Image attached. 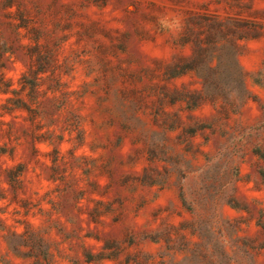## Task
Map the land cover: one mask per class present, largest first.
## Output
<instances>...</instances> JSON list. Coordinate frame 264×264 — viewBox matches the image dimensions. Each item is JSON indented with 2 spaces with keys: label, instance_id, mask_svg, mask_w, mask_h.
I'll return each instance as SVG.
<instances>
[{
  "label": "rangeland",
  "instance_id": "1",
  "mask_svg": "<svg viewBox=\"0 0 264 264\" xmlns=\"http://www.w3.org/2000/svg\"><path fill=\"white\" fill-rule=\"evenodd\" d=\"M0 264H264V0H0Z\"/></svg>",
  "mask_w": 264,
  "mask_h": 264
}]
</instances>
